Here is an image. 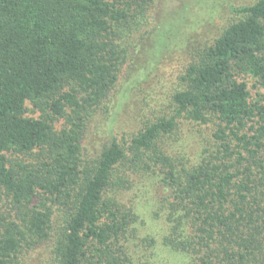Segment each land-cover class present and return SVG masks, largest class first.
I'll return each instance as SVG.
<instances>
[{"label":"trees","instance_id":"obj_1","mask_svg":"<svg viewBox=\"0 0 264 264\" xmlns=\"http://www.w3.org/2000/svg\"><path fill=\"white\" fill-rule=\"evenodd\" d=\"M156 2L0 0V204L16 209L0 208V264L44 244L53 264H130L142 206L120 200L133 187L127 168L171 190L161 244L186 264H264V0L232 7L215 37L183 43L176 114L144 125L134 159L115 138L82 158ZM178 119L211 126L196 161L159 148Z\"/></svg>","mask_w":264,"mask_h":264},{"label":"rangeland","instance_id":"obj_2","mask_svg":"<svg viewBox=\"0 0 264 264\" xmlns=\"http://www.w3.org/2000/svg\"><path fill=\"white\" fill-rule=\"evenodd\" d=\"M254 1L157 0L148 27L135 38L129 55L131 64L124 67L115 89L87 125L82 158L86 162L97 159L115 138L126 148L129 158L134 159L129 147L144 125L159 117L176 114L169 93L177 80L174 74L179 73L185 64L183 43L189 38L201 42L215 37L233 18L232 7ZM165 31L167 36L158 38ZM166 45L171 47L165 49ZM39 114L38 111L29 113L32 116ZM63 123L61 121L57 128L60 129ZM210 127L178 119V128L161 141L159 148L196 161L200 149L205 146L203 141L206 142ZM127 169L123 176L133 187L126 194L120 193V200L128 206H142L140 221L134 225L138 227V233L129 237L127 243L130 264H186L183 257L171 253L161 244L167 233L171 190L160 183L151 170L143 177L144 173L138 175ZM0 208L4 216L16 215V209L12 210L13 206L7 201L0 204ZM59 221V217L54 218V225ZM24 254L22 264H53L48 244Z\"/></svg>","mask_w":264,"mask_h":264}]
</instances>
